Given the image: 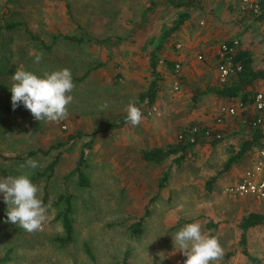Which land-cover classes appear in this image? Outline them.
<instances>
[{
    "label": "rangeland",
    "instance_id": "1",
    "mask_svg": "<svg viewBox=\"0 0 264 264\" xmlns=\"http://www.w3.org/2000/svg\"><path fill=\"white\" fill-rule=\"evenodd\" d=\"M255 1L200 0L188 29L161 38L178 14L169 0H0V15L24 22L43 41L32 39L24 27L0 32V62L12 71L0 77V103L11 99L12 75L21 66L39 77L67 68L75 84L68 117L59 122L37 121L23 104L16 114L0 110V178L44 172L61 152L51 178L34 182L47 207L42 228L29 233L0 220V257L10 256L0 264H184L187 257L174 246L173 236L194 222L223 248L222 259L213 264H264V226L248 232V250L256 261L239 247V222L249 212L264 213V201L226 193L254 165L257 152L228 171L223 168L238 141L232 136L160 164L141 156L143 149L178 142L180 132L193 124L215 121L220 106L229 103L210 91L219 85L210 54L222 41L238 38L252 52L254 67L264 70V23L255 20ZM84 31L95 40L64 38ZM40 53L43 57L36 63ZM154 53L161 76L156 102L142 111L140 125L103 131L126 116L129 102L147 89ZM178 62L181 70L176 73ZM263 87L264 80H258L256 91ZM105 102L109 106L102 111ZM78 132L83 135L50 154L33 156L36 169L19 167L27 160L7 159L48 149ZM82 150L90 181L86 187L72 173ZM164 172L167 180L161 188ZM46 187L50 198L44 201ZM64 193L73 195L75 237L63 246L56 240L64 228L57 218L62 207L55 200ZM0 209L7 213L2 193ZM139 221L143 234L133 235L130 225Z\"/></svg>",
    "mask_w": 264,
    "mask_h": 264
},
{
    "label": "trees",
    "instance_id": "2",
    "mask_svg": "<svg viewBox=\"0 0 264 264\" xmlns=\"http://www.w3.org/2000/svg\"><path fill=\"white\" fill-rule=\"evenodd\" d=\"M8 1L14 2L16 0H8ZM256 2L259 6V11L255 14V20H257L260 23H264V0H256ZM169 3L173 7H176L178 9V14L175 20L173 21V24L170 27H165L163 29L161 38H165L168 35H172L176 33L182 27V25L188 19L191 18L193 11L199 8L200 0H169ZM21 27H24L25 30L28 31V34L32 39L40 41L43 44V41H41L39 37L34 35L28 29V27L24 22L10 21L7 17L0 15V32L4 29L12 31ZM64 38L67 40H74L80 43H83L85 41L95 40V37L91 36L88 32L85 31L80 36L67 35ZM151 59L152 61L149 66L150 78L148 80L147 89L143 93H141V95L135 102L136 106L139 107L141 111H143L148 106H152V104H154L157 100L158 88L161 79L160 71L158 68L160 59L157 54L155 55V53L151 56ZM235 62H239L242 65L241 69L237 71L234 75H231L227 80V82L222 83L219 81V85L210 89V91L217 96L223 97L232 102L243 101L245 105H248L247 110L240 111V113L237 116L231 118L230 121L226 119L225 124H227V126H224L221 129L223 138H221L220 140L211 141L212 144H215L231 136L236 140H238L237 142L234 143V145L231 146L232 147L230 152L231 155L226 161L223 171L229 170L237 162H239L245 156H249L252 152L258 153L260 149L264 146V127H260V126L253 127L249 124L243 123L241 118L242 116L245 115L248 117H252L255 115V109L253 108L252 105L253 97L257 92L256 82L258 80H264V70L256 69L254 67V59L252 52H250L247 49H243L242 47L238 51L235 57ZM101 65L102 64H98L97 66H101ZM92 69L93 67L89 68L86 71L85 76ZM11 73L12 71L8 70V66L5 63L0 62V77ZM22 108L23 105L19 104L15 109H13L11 99L10 100L2 99V103H0V110L10 115L16 114L17 112L22 110ZM126 123L128 122H126V116H124L116 122L108 123L106 126L102 128V130L103 131L114 130L120 128ZM193 125L182 130L180 133H187L188 130ZM197 125H201V124L198 123ZM209 126L213 127L214 125H209ZM93 134L96 135L97 132H93ZM82 135H83L82 132H78L76 134L71 135L69 139H67V141L59 142L58 144H53L48 149L41 148V149L31 150L25 156L10 157L7 159L26 161L29 158H32L33 156L39 153L47 155L50 154V152L53 149L61 148L63 145L69 143L71 140L81 137ZM197 144L198 146L203 145V143L199 144V142L196 144H191L188 142L179 141L178 138V142L168 145L166 147L156 146L150 149H143L141 150V156L146 162L160 164L173 155L179 154L178 159H181L185 156L187 157L189 154H191L192 147ZM60 153L61 152H59L58 155L53 159V161L47 166L44 172L38 171L34 174L29 175L30 180L34 183L38 179L46 175L48 179L51 178V176L54 173V168L57 165ZM85 162H86L85 151L82 150V153L80 154L76 167L72 171V173L76 174L78 178V185L82 187L89 186L90 184L89 177L87 176L84 170ZM253 164H255V162ZM251 167H253V165ZM166 180H167V172H164L162 176V180L160 181L161 188L165 186ZM213 180L214 179L212 178L209 181V185L212 184ZM49 198H50V194L46 187L44 193V201L49 200ZM62 203L64 204V207ZM55 204L61 205L62 207L59 210V213L57 214V218L61 221L64 228V234L58 236L56 240L63 246L69 245L73 242L75 237V222L73 219V213H74L73 195L70 193L61 194L55 200ZM6 219H7V213L4 210L0 209V220H6ZM130 226L133 235L141 236L143 234L142 221L133 223ZM257 226L260 227L264 226V213L249 212L248 214L244 215L241 221L239 222V228L241 230L239 247L241 249L242 254L246 258L252 261H256L257 259H255L249 253L248 245H247L248 232L251 228ZM86 251L89 254V256L92 259H94V255L91 249L86 247ZM231 255H233V253ZM8 260H10V256L8 254H6L4 257H0V263L6 262Z\"/></svg>",
    "mask_w": 264,
    "mask_h": 264
},
{
    "label": "clouds",
    "instance_id": "3",
    "mask_svg": "<svg viewBox=\"0 0 264 264\" xmlns=\"http://www.w3.org/2000/svg\"><path fill=\"white\" fill-rule=\"evenodd\" d=\"M43 53L35 55V62L39 63ZM15 83L11 87L12 108L19 104L30 111L37 121L59 122L68 117V106L73 100L70 93L74 90L72 73L64 68L44 73L39 77L30 71L16 70L12 75ZM108 102L102 105L108 108ZM126 122L138 126L142 122L143 114L135 102H129L125 109ZM21 169H36L38 161L29 158ZM39 188L29 178V173L19 176L0 178V193L8 206L7 221L18 225L29 233L40 230L47 219V207L38 198ZM174 246L187 257L184 264H213L222 259L224 251L215 237L202 234L199 222L186 224L173 236Z\"/></svg>",
    "mask_w": 264,
    "mask_h": 264
},
{
    "label": "built area",
    "instance_id": "4",
    "mask_svg": "<svg viewBox=\"0 0 264 264\" xmlns=\"http://www.w3.org/2000/svg\"><path fill=\"white\" fill-rule=\"evenodd\" d=\"M246 3L249 0H244ZM253 10L257 13L259 6L257 2L252 5ZM203 23V22H201ZM241 49V41L238 38L222 41L215 52L217 58V69L219 72V81L222 83L227 82L231 75L239 71L242 65L235 62V57ZM203 59V55H199ZM175 72L181 70V64H175ZM179 80L175 84L179 85ZM253 108L255 115L252 117L243 116V123L249 124L253 127H264V87L258 90L253 97ZM248 109L243 101H236L231 104H224L219 108V114L216 117L214 126L193 125L187 133H180L178 135L179 141L196 144L201 140L211 142L213 140H220L223 138L220 126L225 123L226 119L229 120L237 116L240 111ZM226 193L235 197L252 196L257 200L264 201V146L257 154V159L253 167L249 168L242 177L236 182L226 188Z\"/></svg>",
    "mask_w": 264,
    "mask_h": 264
},
{
    "label": "crops",
    "instance_id": "5",
    "mask_svg": "<svg viewBox=\"0 0 264 264\" xmlns=\"http://www.w3.org/2000/svg\"><path fill=\"white\" fill-rule=\"evenodd\" d=\"M197 10H194L193 11V14H192V16H191V18L190 19H188L183 25H182V27L176 32V33H178L181 29L182 30H186V29H188V27H189V25H191L192 24V18L194 17V13L196 12ZM173 24V23H172ZM181 30V31H182ZM217 47H218V45L213 49V51L211 52V54H210V57H212L215 61H216V64H217V58H216V56H215V52H216V49H217ZM206 49V48H205ZM210 50V49H209ZM206 52V51H205ZM204 51H203V53H205ZM204 55V54H203ZM204 58H207L206 57V54L204 55ZM258 91V90H257ZM227 102H229V103H227V104H231V103H234V102H232V101H230V100H228V99H225ZM236 102V101H235ZM219 114V113H218ZM218 114L216 115V117L218 116ZM246 116V115H245ZM243 117V116H242ZM241 117V118H242ZM228 121H230V119L228 120ZM233 122V121H232ZM215 124V121H208V120H204V125L205 126H209V125H214ZM224 126H227V124H222L221 126H220V128L222 129ZM234 129V128H233ZM201 143H203V145H211L212 143L211 142H208V141H206V140H201L200 142H199V144H201ZM194 147H200V146H198V144L197 145H194L192 148H194ZM247 156H245L244 158H246ZM243 158V159H244ZM242 160V159H241ZM235 167V165L234 166H232V168H234ZM232 168H230V169H232ZM228 171V170H227ZM242 176V174L236 179V180H234L235 181V183L240 179V177ZM240 198H247V199H255L254 197H252V196H246V197H240ZM237 253V252H236ZM236 253H235V255H236ZM234 255V256H235ZM233 256V257H234Z\"/></svg>",
    "mask_w": 264,
    "mask_h": 264
}]
</instances>
